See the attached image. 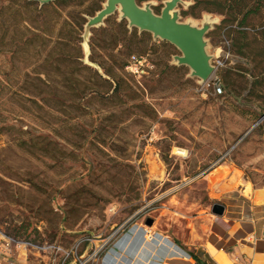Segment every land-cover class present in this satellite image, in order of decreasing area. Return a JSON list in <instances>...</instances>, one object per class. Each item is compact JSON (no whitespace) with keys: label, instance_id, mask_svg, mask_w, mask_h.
<instances>
[{"label":"rangeland","instance_id":"374dc122","mask_svg":"<svg viewBox=\"0 0 264 264\" xmlns=\"http://www.w3.org/2000/svg\"><path fill=\"white\" fill-rule=\"evenodd\" d=\"M103 1L0 0V231L77 247L66 259L77 264H101L122 240L147 243L148 256L161 237L186 251L213 203L250 214L242 187L221 191V177L264 186V0L179 4L180 20L215 19L204 83L117 13L91 29L89 59L105 75L84 63L86 15ZM35 252L62 264L61 252Z\"/></svg>","mask_w":264,"mask_h":264},{"label":"crops","instance_id":"0c3cea01","mask_svg":"<svg viewBox=\"0 0 264 264\" xmlns=\"http://www.w3.org/2000/svg\"><path fill=\"white\" fill-rule=\"evenodd\" d=\"M233 176L231 171L216 184H219L221 191H230L240 185L243 193H246L243 195L250 202L249 215L234 217L227 208L226 213L221 216L211 214V217L205 218L203 230L196 231L198 240L190 243L186 251L159 236L162 239L153 242L156 246L151 244L155 250L148 256L143 254L147 243L139 245L137 242L122 240L120 243L123 244H115L110 248L101 264H196L191 252L200 259L205 258L208 264H264V186L250 188L251 192L248 193L247 184L236 183ZM209 186L213 192L214 185ZM256 195L260 200H256ZM131 245L134 246L133 251L129 250ZM164 248L168 249L166 254ZM113 252L119 257H114ZM36 254L38 253L34 250L12 246L0 252V264H48L45 257L40 258ZM62 264L77 262H63L62 258Z\"/></svg>","mask_w":264,"mask_h":264},{"label":"water","instance_id":"95a60500","mask_svg":"<svg viewBox=\"0 0 264 264\" xmlns=\"http://www.w3.org/2000/svg\"><path fill=\"white\" fill-rule=\"evenodd\" d=\"M30 1L42 6L56 0ZM179 4L186 7L191 2L163 0L159 13H156L152 8L153 0L144 1L141 5L137 0H104L99 10L91 16L86 15L81 36L83 62L94 67L101 75H105L100 67L89 59L91 29L104 25L107 17L117 13L119 21L126 20L129 30L136 28L139 33L149 32L154 40L159 39L173 45L180 54L173 55L171 63L187 66L188 76L195 77L200 83H204L215 69L211 63V55L207 52L206 39V34L213 28L215 19L204 16L200 23L191 18L180 20ZM224 210L225 205L221 203H213L211 207V212L217 216L223 215Z\"/></svg>","mask_w":264,"mask_h":264},{"label":"built area","instance_id":"2783aa9c","mask_svg":"<svg viewBox=\"0 0 264 264\" xmlns=\"http://www.w3.org/2000/svg\"><path fill=\"white\" fill-rule=\"evenodd\" d=\"M217 91L221 92V88L217 87ZM12 246H16L19 248H22L24 250H36L37 252H47L49 250H54L56 253L57 252H61L63 255V262L71 255L76 254L77 251V247H75V249L72 250H65L60 246H55L53 245H33L31 242L28 241H23V240H18L12 236H8L5 235L3 232L0 231V252L4 251V250H8L10 249ZM104 247V244L97 246L94 249V252L92 254V256H96L97 252H99V250L101 248ZM79 264H84V262L79 261Z\"/></svg>","mask_w":264,"mask_h":264},{"label":"trees","instance_id":"16d2710c","mask_svg":"<svg viewBox=\"0 0 264 264\" xmlns=\"http://www.w3.org/2000/svg\"><path fill=\"white\" fill-rule=\"evenodd\" d=\"M61 1H64V0H56V1H54V2H51V3L45 4V5L39 6V4L36 3V2H34V1L26 0V2H27L28 4H38V6H39L40 8H41V7H46V6H48V5L52 4V3H58V2H61ZM100 8H101V6L98 7V8H96V9L94 10V13H95L97 10H99ZM92 15H93V14H92ZM109 17H110V16H109ZM121 21H124V20H121ZM240 24H244V19H242V21L240 22ZM133 30H135V28H133L131 31H133ZM141 33H146V32H141ZM261 34L264 36V28H263V30L261 31ZM106 74L109 76L108 73H106ZM190 255H191V257L195 260V263H196V264H208V263L206 262V259H205V258H204V259H200L199 256H198L197 254H194L193 252H191Z\"/></svg>","mask_w":264,"mask_h":264},{"label":"bare ground","instance_id":"6f19581e","mask_svg":"<svg viewBox=\"0 0 264 264\" xmlns=\"http://www.w3.org/2000/svg\"><path fill=\"white\" fill-rule=\"evenodd\" d=\"M180 152H182V151H180ZM145 231V230H144Z\"/></svg>","mask_w":264,"mask_h":264}]
</instances>
